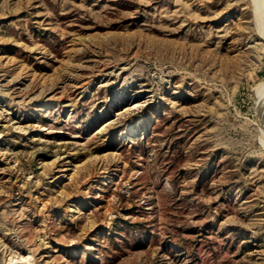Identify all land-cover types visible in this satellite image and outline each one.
<instances>
[{
  "label": "rangeland",
  "instance_id": "374dc122",
  "mask_svg": "<svg viewBox=\"0 0 264 264\" xmlns=\"http://www.w3.org/2000/svg\"><path fill=\"white\" fill-rule=\"evenodd\" d=\"M0 264H264V0H0Z\"/></svg>",
  "mask_w": 264,
  "mask_h": 264
},
{
  "label": "bare ground",
  "instance_id": "6f19581e",
  "mask_svg": "<svg viewBox=\"0 0 264 264\" xmlns=\"http://www.w3.org/2000/svg\"><path fill=\"white\" fill-rule=\"evenodd\" d=\"M263 98V97H262Z\"/></svg>",
  "mask_w": 264,
  "mask_h": 264
}]
</instances>
